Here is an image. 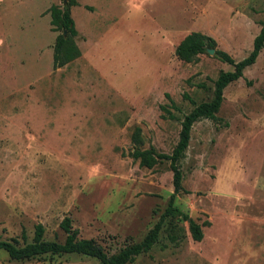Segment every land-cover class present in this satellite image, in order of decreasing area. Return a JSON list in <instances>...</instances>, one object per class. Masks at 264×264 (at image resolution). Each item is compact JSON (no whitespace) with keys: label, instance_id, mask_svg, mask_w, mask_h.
Returning a JSON list of instances; mask_svg holds the SVG:
<instances>
[{"label":"rangeland","instance_id":"rangeland-1","mask_svg":"<svg viewBox=\"0 0 264 264\" xmlns=\"http://www.w3.org/2000/svg\"><path fill=\"white\" fill-rule=\"evenodd\" d=\"M79 56L52 67L47 8L61 0H0V240L78 237L107 253L139 241L172 191L167 160L139 166L141 149L170 153L184 114L212 96L229 64L209 53L186 62L174 47L190 31L237 61L264 21V0H74ZM216 120L195 121L173 203L201 225L165 217L156 243L126 264H264V43L222 90ZM178 236L175 242L168 234ZM0 264H101L74 253Z\"/></svg>","mask_w":264,"mask_h":264},{"label":"trees","instance_id":"trees-1","mask_svg":"<svg viewBox=\"0 0 264 264\" xmlns=\"http://www.w3.org/2000/svg\"><path fill=\"white\" fill-rule=\"evenodd\" d=\"M62 5L51 4L47 8L49 24L52 31H58L52 46V67H60L79 56V49L74 42L76 35L73 20L69 13V6L75 4L74 0H61ZM264 43V21L256 35L252 39L251 49L241 59L234 61L228 53L216 48L212 37L198 31L186 33L174 47L175 56L183 61H194L198 54L207 53L206 49H212V54L219 61L231 65L230 70H220L213 80L212 96L209 100L195 104L189 112L183 115L180 121L178 139L172 147L170 153L156 152L152 147L141 149V138L136 128L131 135L134 144L130 151V156L138 161L139 166L152 167L159 160H167L171 171L172 191L169 194L166 206L159 215L156 222L147 230L144 236L136 242L125 244L114 253H107L103 247L92 238L78 237V231L72 228L70 220L64 217L59 227L64 232L61 242L46 240L43 238L44 228L40 223H36L30 241H25L24 232L20 233L21 244L16 239L0 240V249L3 250L9 259L28 260L42 255L80 254L98 260L101 264H126L131 262L135 256L147 252L157 241L159 231L165 217L186 221L190 237L194 241L202 238L201 225L181 211L174 203V197L181 188L182 173L180 170V160L184 156V151L188 145L189 133L192 124L202 118L216 120L217 112L222 101L223 88L232 81L242 76V70L251 65ZM168 239L175 242L178 239L176 234H168Z\"/></svg>","mask_w":264,"mask_h":264},{"label":"water","instance_id":"water-1","mask_svg":"<svg viewBox=\"0 0 264 264\" xmlns=\"http://www.w3.org/2000/svg\"><path fill=\"white\" fill-rule=\"evenodd\" d=\"M207 53L212 54V49H206Z\"/></svg>","mask_w":264,"mask_h":264}]
</instances>
